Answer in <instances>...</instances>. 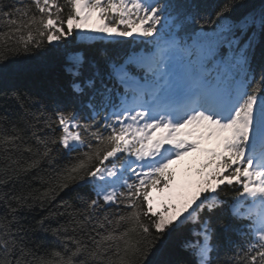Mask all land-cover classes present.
<instances>
[{"label": "snow or ice", "instance_id": "snow-or-ice-1", "mask_svg": "<svg viewBox=\"0 0 264 264\" xmlns=\"http://www.w3.org/2000/svg\"><path fill=\"white\" fill-rule=\"evenodd\" d=\"M94 15L95 31L136 33L152 50L109 63L103 75H85L80 54L70 59L66 71L73 93L87 96V119L44 104L30 112L33 98L12 94L31 119L8 129L0 116V264H152L157 244L180 230L188 234L184 264H264V68L259 77L252 68L264 45V0H225L210 14L181 13L169 0H0V62L60 41ZM213 139L219 150L201 147ZM61 150L75 154L64 166L55 163ZM197 152L208 157L200 174L211 169L199 190L156 211L152 189L175 201L170 166ZM42 163L52 166L48 176L24 179ZM73 185L92 195L36 221L57 244L43 253L28 247L20 210L43 209ZM230 221L240 242L221 252L213 241Z\"/></svg>", "mask_w": 264, "mask_h": 264}, {"label": "trees", "instance_id": "trees-1", "mask_svg": "<svg viewBox=\"0 0 264 264\" xmlns=\"http://www.w3.org/2000/svg\"><path fill=\"white\" fill-rule=\"evenodd\" d=\"M58 2L64 4L65 0H58ZM169 2L173 4L177 11L184 14L191 12L210 14L218 9L225 0H169ZM243 2L256 7H259L261 4V0H243ZM67 10V7H65V13ZM190 31L191 28H188L186 31H180L178 35L185 36ZM151 50V45L146 44L143 37L139 39L125 37L123 39H101L85 42L79 41L77 35H70L65 36L60 41L46 44L41 49H33L29 53L21 52L11 55L6 61L0 62V116H7L9 118L10 122L6 125L8 129L11 128L12 124L24 127L22 119H31L26 113L25 107L30 112L38 113L41 110V104H44L47 106L49 113L55 108H68L74 109L82 119H87L90 116V112L85 105L87 96L81 97L73 93L71 87L72 77L66 71L70 59L80 54L85 59V75H91L93 71H98L103 75L108 71L109 63H122L134 54ZM252 68L256 76L259 77L261 69L264 68V45L257 46L252 60ZM14 92L27 93L33 100L28 101L25 107H21L22 102L17 101L12 95ZM29 143L34 142L29 141ZM201 144L216 147L219 150V142L215 139L204 140ZM74 155L68 154L66 150H61L56 153L55 163L59 166L67 165ZM186 158H190V165L200 162L196 166L197 169L188 177L190 178V183L195 186V192H197L206 178L207 172L211 171V169H206L204 170V176L200 174V169L208 157L206 154L200 152L190 153L180 161H185ZM170 171H173L171 166ZM51 172L52 166L42 163L39 169L33 170L32 174L24 179L31 180L32 176H48ZM182 181L189 182L185 176H183ZM34 186L40 187L38 180L34 183ZM227 190L229 195L225 199H230L233 190L231 188ZM78 194L88 197L92 195V191L87 185H73L70 189L61 192L51 205L43 209L36 207L32 210H20L18 221L26 229L25 233H21L24 237V243L30 248H35L36 245H39L38 252L40 253L51 250L57 244L56 238L52 236L51 232L41 230L37 226L36 221L41 216L47 215L49 210H55L59 205L66 202L80 207L79 201L75 199ZM60 210L63 211V209ZM65 222L66 217L58 218V223ZM230 223L232 227L227 232H218L213 241L221 252L230 249L232 244L240 242V237L235 231L239 225L235 221H230ZM46 226L54 228L57 226V222H51L50 225ZM69 234L71 235L72 233ZM83 235V233H79L77 234V238L80 239ZM187 235L185 230H180L170 237L165 236L157 244L153 254L149 256V261L152 264H184L185 261L190 259L182 247Z\"/></svg>", "mask_w": 264, "mask_h": 264}, {"label": "rangeland", "instance_id": "rangeland-1", "mask_svg": "<svg viewBox=\"0 0 264 264\" xmlns=\"http://www.w3.org/2000/svg\"><path fill=\"white\" fill-rule=\"evenodd\" d=\"M101 22L96 18V16H93V19L89 21L82 29H75L72 33V36L76 35L77 32H82L87 36H95L99 37L101 35L107 37L106 39L102 40H112V39H123L125 37H118L115 34H107V33H99L95 31L99 26ZM79 41H85V42H92L95 40H101V39H82L80 36H78ZM132 37L137 38V34L134 33ZM142 38V37H139ZM138 38V39H139ZM191 160L190 158H186L185 161H176L171 167L173 168V172L176 174V181L173 184V188L171 190V195L175 197V201L167 199L169 196V190H165L163 194H161L157 189H152V196L155 198L153 201V208L156 211H163V207L165 203H171V202H177L180 203L182 198H190L192 195H195V186L190 183V174L197 169L196 166L200 164V162H196L195 164L190 165ZM183 176H185L189 182L182 181ZM164 197V198H161Z\"/></svg>", "mask_w": 264, "mask_h": 264}]
</instances>
